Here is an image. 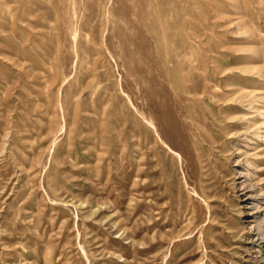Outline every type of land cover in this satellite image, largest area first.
Here are the masks:
<instances>
[{
	"label": "rangeland",
	"instance_id": "1",
	"mask_svg": "<svg viewBox=\"0 0 264 264\" xmlns=\"http://www.w3.org/2000/svg\"><path fill=\"white\" fill-rule=\"evenodd\" d=\"M0 2V264H264V138L223 96L264 69V26L216 0Z\"/></svg>",
	"mask_w": 264,
	"mask_h": 264
},
{
	"label": "bare ground",
	"instance_id": "2",
	"mask_svg": "<svg viewBox=\"0 0 264 264\" xmlns=\"http://www.w3.org/2000/svg\"><path fill=\"white\" fill-rule=\"evenodd\" d=\"M216 1L218 3L217 5H213V9L217 12V15H224V14H229L231 16L235 15L234 16L235 18L233 17V19H239L240 27L245 29L246 31H251L254 36H258V34L262 32L264 24H262V22L260 21V18L262 19L264 15L263 13L264 12V6H263L264 0H257V1L216 0ZM176 10L177 9L173 8L172 10L169 11V13H171V11L175 12ZM3 11H7V4L0 2V13H2ZM182 11L186 13L185 14L186 16H190L191 14L196 12V9L191 8V9H185ZM188 24H189V27L193 25L192 21L190 20ZM225 24L226 23H219L218 25L223 27L225 26ZM260 35H262V33ZM194 56L195 54L191 52V55H190L191 62L195 60ZM251 62H253L255 65L260 63L259 60H255V59H253ZM262 62L264 64V59ZM227 85L228 87H227L226 93L223 94L224 98H227L229 94H233V93L235 94L236 92L244 91V90L245 91L247 90L248 94L252 96V100H251L253 104L252 108L254 109L253 111L255 112V115L254 116L252 115L253 116L252 124L253 125L256 124L255 126L259 124L258 131L261 133L260 135H262L264 138V69L263 68L262 70L260 69V71L257 72L256 76L248 77L247 81H245L243 84H241L240 82H236V83H228ZM216 87L215 85L210 84V80L205 79V81L203 82V89L195 90V94L197 95L206 94L207 98H203L204 99L203 101H205L206 103L210 101L212 102L215 100L217 101L218 99H220V96L222 95H219L218 93H216L215 91ZM186 91L190 92V88L187 87ZM227 108H231V107H227ZM212 119H213L212 122L215 124L216 120L214 118ZM259 120H262L261 123H259L260 122ZM262 142L264 143V140ZM258 170H264V167H261Z\"/></svg>",
	"mask_w": 264,
	"mask_h": 264
}]
</instances>
